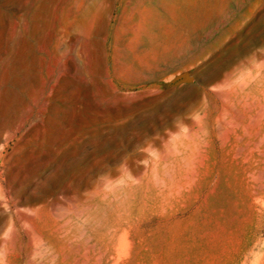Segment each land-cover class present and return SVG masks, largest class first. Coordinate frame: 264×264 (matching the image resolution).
<instances>
[{
  "label": "rangeland",
  "instance_id": "1",
  "mask_svg": "<svg viewBox=\"0 0 264 264\" xmlns=\"http://www.w3.org/2000/svg\"><path fill=\"white\" fill-rule=\"evenodd\" d=\"M0 264H264V0H0Z\"/></svg>",
  "mask_w": 264,
  "mask_h": 264
}]
</instances>
